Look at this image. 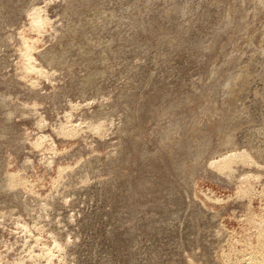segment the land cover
Masks as SVG:
<instances>
[{
  "label": "rangeland",
  "instance_id": "374dc122",
  "mask_svg": "<svg viewBox=\"0 0 264 264\" xmlns=\"http://www.w3.org/2000/svg\"><path fill=\"white\" fill-rule=\"evenodd\" d=\"M263 227L264 0H0V264H262Z\"/></svg>",
  "mask_w": 264,
  "mask_h": 264
},
{
  "label": "bare ground",
  "instance_id": "6f19581e",
  "mask_svg": "<svg viewBox=\"0 0 264 264\" xmlns=\"http://www.w3.org/2000/svg\"><path fill=\"white\" fill-rule=\"evenodd\" d=\"M38 18H39V17H38ZM38 18H37V20H39L38 22L43 21V20H41L40 18H39V19H38ZM26 66H27V65H26ZM232 156H233V155H232ZM256 228H257V227H256ZM263 228H264V227H263ZM261 230L263 231V229H261ZM239 251H240V250H239ZM261 256H262V255H261ZM254 257H255V256H254ZM254 257H252V258H254ZM262 257H263V256H262ZM252 258H251V259H252ZM251 261H252V260H251ZM250 264H251V263H250ZM258 264H259V263H258ZM262 264H264V262H263Z\"/></svg>",
  "mask_w": 264,
  "mask_h": 264
}]
</instances>
